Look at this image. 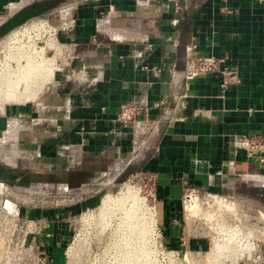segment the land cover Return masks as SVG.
Here are the masks:
<instances>
[{
	"label": "crops",
	"instance_id": "crops-1",
	"mask_svg": "<svg viewBox=\"0 0 264 264\" xmlns=\"http://www.w3.org/2000/svg\"><path fill=\"white\" fill-rule=\"evenodd\" d=\"M30 1L0 0V22ZM73 20L61 71L0 113V165L46 178L23 187L89 192L150 177L165 237L177 245L187 186H264V0H83ZM205 56L220 67L188 75ZM126 105L139 111L124 125L116 117ZM252 138L261 146L249 154ZM16 185L0 173V198Z\"/></svg>",
	"mask_w": 264,
	"mask_h": 264
},
{
	"label": "rangeland",
	"instance_id": "rangeland-1",
	"mask_svg": "<svg viewBox=\"0 0 264 264\" xmlns=\"http://www.w3.org/2000/svg\"><path fill=\"white\" fill-rule=\"evenodd\" d=\"M82 1L65 0L43 15L30 19L23 24L24 28L20 32L11 34L5 47L2 44L4 38H1L0 75L10 78L8 76L11 72L18 70V64L25 63L23 55H31L30 52L39 46L42 50H39L38 55L41 58L52 57L54 73L61 71L63 63L71 56L64 38L67 34L72 36L74 13L78 3ZM50 42L53 47L49 46ZM31 57L29 60L33 62L41 61L35 55ZM32 73L33 82L28 87L29 91L40 83L43 77L42 75L40 78L41 74H45L43 69ZM19 99V102L25 100L24 97ZM0 101V113L16 103L9 98H2ZM254 183L247 181L225 193L209 190L210 193L233 199H215L217 207L223 205L227 208L228 203L232 204L227 208L236 210L231 216L223 208H212L211 201L210 205L204 203L203 206L198 200L191 202L187 206L189 212L203 216L205 222L213 219L209 224L212 228L207 233L208 237L201 238L191 235L186 237L182 230L178 238L181 245L170 244L165 237L167 228L163 226L160 216V203L157 198L153 199L156 193L150 177L132 173L108 186H89V192H81L78 188L59 191L49 185L41 187L32 184V187L27 188L16 185L0 198L3 206H13V212L19 216L7 236L4 237L0 230L1 245L4 242L0 264H25L27 261L29 264H264V205L259 195L261 187ZM129 192L142 198L137 222L127 221L125 217L130 197L118 204H111L114 206L100 209L104 195L121 197ZM27 216L36 220L37 228L23 242L22 247H27V251L18 256V262L17 259L14 260L17 255L15 252L25 224L24 218ZM181 218L183 224V217ZM242 237L246 239L245 242ZM226 239L230 240L226 242ZM225 242H230V250L236 251L233 257H238L237 261L231 257L235 263L224 255L214 259L217 246ZM236 242H240L239 245L234 244ZM244 243L251 245L245 246Z\"/></svg>",
	"mask_w": 264,
	"mask_h": 264
},
{
	"label": "bare ground",
	"instance_id": "bare-ground-1",
	"mask_svg": "<svg viewBox=\"0 0 264 264\" xmlns=\"http://www.w3.org/2000/svg\"><path fill=\"white\" fill-rule=\"evenodd\" d=\"M49 46L50 47H53L51 42L49 43ZM39 47H36L35 49H33L30 52V53H32L31 55L29 53L28 54L26 53V54L23 55L25 57V63L18 64V66H19L18 67V70L15 69L14 70V73L11 72V75L8 76L10 78H7V77H5L3 75H0V100L2 98H9V99L14 100L16 102L17 101L19 102V100H20L19 98L20 97H24L25 100H31L32 98H34V95L32 93V90L34 88L31 91H29V89H28L29 85L31 86V84L33 82V78H32L33 77V73L32 72L34 70H36L38 72L39 70L43 69V71H44L45 74H41L40 78L43 75L42 78L45 79V78H47V77L50 76V74L52 73V70L54 68L53 65H52V62H53V58L52 57L41 58L38 55L39 50H42V49H39ZM20 55H21V53H20ZM33 55H35L36 57L41 58V61L40 62H37V61L36 62H33V60H29V58H32L31 56H33ZM13 59H15V56L13 57ZM14 62H16V60ZM0 108H2V107H0ZM134 194H131L129 192L128 194H126V193L123 194L121 197H116V196L113 197V196H111L109 194H106V195H104V197L101 200L100 209H103L106 206H110L111 204H116V203L118 204V202L124 201V200H126L127 197H130L131 198V202L127 205L128 208L126 209V216L125 217H126V220L127 221L131 220L130 222H133V223L134 222H137V217H138L137 215H138V211L140 209V205L142 204V198H140L138 196H135ZM195 200H197V199H194V201ZM224 200H226V199H224ZM119 205H122V204H119ZM231 205H232L231 203H228L227 204V208L228 207L230 208ZM111 206H114V205H111ZM18 218H19V216L15 212H13V209H10V208L4 207V206H0V230H1V232H2V234H3L4 237L7 236V234L10 233V231L12 230V228H13V226L16 223V220ZM24 221H25V224H24L23 228L21 229L22 230L21 231V237H20V240H18L19 245H17V247L15 246L16 247V252L15 253L17 254L15 256V260L17 259L18 262L20 261L18 259L19 258L18 256L21 255L23 253V251H27V249H26L27 247H22L23 242L24 241L26 242L27 241V238H28V234L30 232L36 230V228H37V222L34 221L33 219H25ZM230 236H231V233L229 234V237ZM244 237H242L243 238V241L245 239ZM229 240L230 239H228V240L226 239V242L229 241ZM236 241L238 242L240 240L238 239ZM237 242L234 243V244H237ZM247 242H248V240H247ZM3 243L4 242H2V245L0 243V255H1V249L4 246ZM225 243L224 244H221V245H218L216 252H214V254L213 253L210 254L211 256H212V254L215 256V257L214 256L211 257V261H213L217 256H220V255H224L225 257H228L229 260H231L232 258L233 259L235 258V256L233 257V255L236 254V251L235 250L234 251H231L232 250L231 249L232 248L231 247V243L230 242H229V244L228 243L225 244ZM239 243L237 245H239ZM244 244L246 246L247 243H244ZM249 244H247V246ZM239 251L241 252V250H239ZM238 253L239 252H237V254ZM241 255H243V253ZM213 257H214V259H213ZM0 259H1V257H0ZM236 259H234L235 262L237 261ZM2 261H4V260H2ZM231 261H233V260H231ZM235 262L233 261V263H235ZM6 264H9V263H6Z\"/></svg>",
	"mask_w": 264,
	"mask_h": 264
},
{
	"label": "built area",
	"instance_id": "built-area-1",
	"mask_svg": "<svg viewBox=\"0 0 264 264\" xmlns=\"http://www.w3.org/2000/svg\"><path fill=\"white\" fill-rule=\"evenodd\" d=\"M221 63H222V59L214 56L197 57L196 59L192 60L189 63L187 68V74L194 75V74L212 72L218 69ZM225 84L226 82H224L222 86H224ZM138 111L139 109L134 105L123 106L119 110L116 120L125 125L136 117ZM260 146H261L260 142L252 138L248 142L247 151L249 154H254L257 150L260 149ZM259 161L264 162V158L260 157ZM217 197L227 199V201L229 200L233 201V199L230 197L210 193V191L204 187L187 186L184 189V192L181 197V216L183 217V224H182L183 235H185L186 237L188 235L196 236V238H201L202 236L208 237L209 234L207 233L209 232V229L212 228V226L209 224L213 219H210V222H205L203 216L192 215L189 212L187 206H189L190 203L194 201V199H197L199 202H201L202 206L204 205V203L206 205H210L209 201H211L212 208H217V209L223 208L224 210L227 211L228 216L235 214L236 210L235 211L227 210V208L223 205L217 207L215 202V199ZM153 199L155 200L156 197L153 196ZM203 209L205 208L203 207ZM227 213L225 214L227 215ZM25 264H29V261H27Z\"/></svg>",
	"mask_w": 264,
	"mask_h": 264
},
{
	"label": "water",
	"instance_id": "water-1",
	"mask_svg": "<svg viewBox=\"0 0 264 264\" xmlns=\"http://www.w3.org/2000/svg\"><path fill=\"white\" fill-rule=\"evenodd\" d=\"M65 0H32L27 2L26 4H21L17 9H15L9 16L5 17L0 22V39L6 36L13 29L25 24L32 18L39 17L43 15L48 10H52L59 3L64 2ZM0 173L5 176V181L7 184H20L24 186V184H28L29 177L36 176L40 179H34V181H43L46 180L45 177H42L40 174H30L24 172V170L19 168L9 167L8 165H0ZM19 179V181L17 180ZM56 182H64L67 180V177L60 178L56 176ZM71 186V185H69ZM78 186V185H73ZM260 196L262 198V204L264 205V186L260 189Z\"/></svg>",
	"mask_w": 264,
	"mask_h": 264
},
{
	"label": "flooded vegetation",
	"instance_id": "flooded-vegetation-1",
	"mask_svg": "<svg viewBox=\"0 0 264 264\" xmlns=\"http://www.w3.org/2000/svg\"><path fill=\"white\" fill-rule=\"evenodd\" d=\"M259 195H260V193H259Z\"/></svg>",
	"mask_w": 264,
	"mask_h": 264
}]
</instances>
